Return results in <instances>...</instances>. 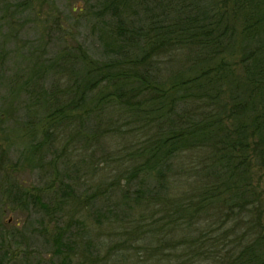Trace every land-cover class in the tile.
Segmentation results:
<instances>
[{
	"label": "trees",
	"instance_id": "16d2710c",
	"mask_svg": "<svg viewBox=\"0 0 264 264\" xmlns=\"http://www.w3.org/2000/svg\"><path fill=\"white\" fill-rule=\"evenodd\" d=\"M30 3L17 1L16 15ZM84 13L100 56L77 42L45 57L36 42L19 59L25 68L9 72L8 32L0 34V190L13 208L54 217L47 235L62 264L73 263L81 204L99 207L112 232L100 244L119 247L125 239L113 235L124 228L127 243L164 256L183 223L192 230L202 215L251 210L264 176V0H86ZM21 109L23 119L8 124ZM70 146L91 150L77 156L86 175L95 150H111L100 161L114 174L81 196ZM22 169L41 184L17 181L11 172ZM126 241L110 246L109 259L125 260ZM204 243L185 252L203 257L214 245ZM229 264H264V235Z\"/></svg>",
	"mask_w": 264,
	"mask_h": 264
},
{
	"label": "rangeland",
	"instance_id": "374dc122",
	"mask_svg": "<svg viewBox=\"0 0 264 264\" xmlns=\"http://www.w3.org/2000/svg\"><path fill=\"white\" fill-rule=\"evenodd\" d=\"M17 1L19 0H0V34L8 32L6 33L8 39L5 46L6 51L1 54L7 56L6 64L9 72L25 68L26 63L19 59L24 58L26 46L36 44V42L42 44L45 57H52L58 53L62 46L72 47L77 42L84 45L91 54L102 55V43L97 35L91 31L89 21L85 17L86 0H32L30 9L20 16L16 15L13 9ZM74 6L77 7L76 10H72L75 8ZM48 10L55 12L56 15L59 14L60 26L59 24L51 25L54 15L52 17L46 15ZM21 47L24 48L20 51ZM19 52L22 54L18 55ZM50 81L51 78L48 79V83ZM23 117L24 114L21 109V112L11 115L12 120L8 124L12 125ZM70 147L74 152L68 153L65 157L72 158L70 159L73 160L72 170H79V173L77 171L73 173L76 178L82 176L76 184L77 193L81 196L91 193L95 188V182L114 174V170L111 168L115 167L114 164L107 166L105 162L100 161L101 156L111 150L103 152L97 148L95 157L92 155L95 172L91 171L86 175L87 167L79 161L80 158L77 156H79L78 153H85L90 156L91 150L81 148V151L78 152L75 151L76 148ZM104 148L107 150L113 147L109 148L105 145ZM11 157L15 158V154H12ZM63 163L64 161L61 160V167ZM11 174L17 181L27 186H32L35 183L41 184L42 181V176L37 171L31 172L29 169L11 172ZM256 187L260 195L255 203L250 204L251 210H234V212L220 210L223 211L220 216L202 215V217L195 219L196 221L191 226L192 230H186L187 224L183 223L182 227H179L181 228L179 232L174 234L172 238L173 244H177V246L172 249L170 246L164 245L162 251L166 253V256L158 253V251H147L140 240H130L132 244L127 243V234L122 228L121 234L114 233L113 237L116 239L119 236V238L125 239L124 241L127 243L125 260L123 258L109 259L110 246L115 244L118 247V244L114 243L113 240H109L106 244H100L101 241L108 240L109 234L112 233L108 225L101 224L104 222V218L100 215V208L81 204L74 210L75 220L79 219L81 222L75 223L72 228V237L78 241L74 243L76 247L72 264H165L167 262L229 264L232 255L236 254L253 237L264 235V176L258 181ZM161 214V212L157 213L156 217ZM137 218L123 217L125 226H130L132 221ZM82 227L86 230L84 233ZM53 228L54 217L50 218L35 211H21L13 208L10 199L0 190V264H62L61 258L56 255L47 235V229L52 231ZM120 230L121 228L118 231ZM83 235L88 238L87 242L82 240ZM195 237L198 238V242L196 240L191 242V239ZM185 238L190 240L184 242ZM203 238L205 240H201ZM180 239L182 243L178 244L176 240ZM124 241L120 242L118 248L123 246ZM203 241L205 245L214 244L210 247L209 252L202 254L203 257H194L192 252H185L184 244H203ZM152 248H156V246L153 244ZM85 252L90 257H84ZM174 253H180L181 258H177Z\"/></svg>",
	"mask_w": 264,
	"mask_h": 264
}]
</instances>
